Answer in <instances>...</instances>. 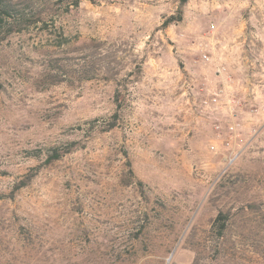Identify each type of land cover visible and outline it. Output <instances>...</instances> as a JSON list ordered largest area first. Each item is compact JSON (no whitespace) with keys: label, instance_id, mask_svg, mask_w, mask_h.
Returning a JSON list of instances; mask_svg holds the SVG:
<instances>
[{"label":"rangeland","instance_id":"374dc122","mask_svg":"<svg viewBox=\"0 0 264 264\" xmlns=\"http://www.w3.org/2000/svg\"><path fill=\"white\" fill-rule=\"evenodd\" d=\"M183 1L0 0V264H264V0Z\"/></svg>","mask_w":264,"mask_h":264},{"label":"crops","instance_id":"0c3cea01","mask_svg":"<svg viewBox=\"0 0 264 264\" xmlns=\"http://www.w3.org/2000/svg\"><path fill=\"white\" fill-rule=\"evenodd\" d=\"M212 52L217 62V79L212 88V92L218 95L215 101L222 105L245 99L254 102L259 97L260 78L264 82V53L261 45L252 39L229 40L214 45Z\"/></svg>","mask_w":264,"mask_h":264},{"label":"trees","instance_id":"16d2710c","mask_svg":"<svg viewBox=\"0 0 264 264\" xmlns=\"http://www.w3.org/2000/svg\"><path fill=\"white\" fill-rule=\"evenodd\" d=\"M186 3V0H184L182 2V5H184ZM12 8L11 7H0V26L4 23L5 19L7 16L10 15ZM183 19V11L182 9L178 12V14L174 17H171L170 19H168L166 24H171L173 22H180ZM61 157V154L56 153V155L52 156L50 160H57ZM227 220V215H225L224 213H220V215L217 218V221L220 225H223V223L220 222H226ZM224 227H219V229L222 231Z\"/></svg>","mask_w":264,"mask_h":264},{"label":"built area","instance_id":"2783aa9c","mask_svg":"<svg viewBox=\"0 0 264 264\" xmlns=\"http://www.w3.org/2000/svg\"><path fill=\"white\" fill-rule=\"evenodd\" d=\"M204 57H205L206 59H209V57H208L207 55H205ZM234 129H235V127L232 126V127H231V130H234Z\"/></svg>","mask_w":264,"mask_h":264},{"label":"water","instance_id":"95a60500","mask_svg":"<svg viewBox=\"0 0 264 264\" xmlns=\"http://www.w3.org/2000/svg\"><path fill=\"white\" fill-rule=\"evenodd\" d=\"M170 260V259H169Z\"/></svg>","mask_w":264,"mask_h":264}]
</instances>
